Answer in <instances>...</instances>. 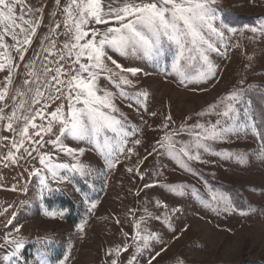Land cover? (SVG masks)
Listing matches in <instances>:
<instances>
[{
    "label": "snow or ice",
    "instance_id": "6c2138e0",
    "mask_svg": "<svg viewBox=\"0 0 264 264\" xmlns=\"http://www.w3.org/2000/svg\"><path fill=\"white\" fill-rule=\"evenodd\" d=\"M54 3L63 17L62 23L55 20L56 13L53 12L51 21L43 24L42 7L25 8L24 0H0V72L6 73L5 87L0 89V125L12 133L11 137L2 138L10 143L0 145L8 149L0 155V165L12 167L22 160L36 161L39 167L31 164L26 170L30 177L38 180L41 199L45 192L58 191L61 184H71L77 175L84 179L94 175L92 167L80 159L83 150L72 147L69 141L93 144L109 172L117 166L121 156L128 158L129 153L137 154L134 148L127 147L129 142L141 144L140 139L130 141L136 136L137 128L131 126V131L127 130L130 127L127 117L116 101L128 100V106L133 107L135 97L136 106L143 105L146 111L149 94L137 90V81L133 79L143 70L125 67L113 54L157 64L170 56V71L167 65L163 70L174 75L179 85L187 87L216 79L218 65L210 54L219 53L227 58L229 45L225 44L221 51L218 42L230 39L226 37L227 33L235 35L237 32L218 17V0H65L63 6L60 0H54ZM42 24L47 33H42L40 40L37 30ZM257 24L248 29L253 34L251 38L257 35L264 38V20H258ZM61 36L63 40H60ZM34 38L37 39L36 47H33ZM239 46L236 43L235 47ZM29 49L32 55L24 63ZM22 64L25 78L20 88L13 90L17 102L12 104L9 86L14 82L13 77L19 75ZM6 107L12 108L8 114L4 111ZM197 117L195 123L184 122L171 130L175 121L170 114L164 117L163 136L157 140L158 147L153 151L162 149L160 154L195 175L191 164L209 163L204 158L206 155L244 163L248 154L220 152L215 145L252 134L261 145L259 154L264 157V130L258 126L256 109L252 99L245 98L243 88L237 87L226 93L205 111L197 113ZM259 120L264 123V108L260 110ZM182 135L188 139H177ZM61 155L70 160H62ZM128 171L133 172V168ZM136 174L143 179L138 170ZM152 186L144 185L145 188ZM19 190L24 191L23 188ZM167 190L173 195H183L186 189L177 185ZM192 195L203 207L217 213L235 211L228 195L216 193L211 188L208 198L201 197L195 189ZM157 206L168 207L167 204L160 205L159 201ZM96 207L97 204L92 202L89 211ZM44 214L51 219L62 218L64 211L45 209ZM148 215L161 219L151 213ZM144 219L141 217L135 222L132 245L123 244L106 250V256L113 257L106 264H121L119 257L130 246L134 252L127 264H140L138 256L153 246L152 242L162 244V238L155 232L141 227ZM86 223L83 221L78 231L84 232ZM19 233L20 227L14 226V231H9L0 243L3 250L0 264H28L22 253L26 242L18 238ZM71 247L58 264H68ZM159 255V251L155 252L146 264H153ZM36 264L51 262L44 253L37 256ZM178 264H184V261L181 259Z\"/></svg>",
    "mask_w": 264,
    "mask_h": 264
},
{
    "label": "rangeland",
    "instance_id": "374dc122",
    "mask_svg": "<svg viewBox=\"0 0 264 264\" xmlns=\"http://www.w3.org/2000/svg\"><path fill=\"white\" fill-rule=\"evenodd\" d=\"M60 3L63 6L65 0H60ZM23 6L42 7L43 24L51 21L53 12L56 13V21H63L54 0H24ZM217 7L218 17L237 32L235 35L227 33L226 37L230 39L218 42L221 51L225 44L229 45L227 58L219 53L210 54L213 62L218 65L215 80L185 87L177 83L174 75L166 74L163 70L167 65L170 71V56L157 64L128 60L113 54L125 67H139L143 70L133 79L137 81V90L149 94L147 110H144L143 105L136 106L135 97L132 99L133 107L128 106V100L116 101L120 111L127 117L130 126L127 130L131 131V126L137 128L136 136L131 137L130 141L140 139L141 144L137 146L129 142L127 147L134 148L137 154L129 153L128 158L121 156L120 162L109 172L93 144L69 141L72 147L83 150L80 159L90 165L94 172L88 179L77 175L71 184L59 185L58 191L64 192L80 210L76 225L68 223L65 212L62 218L58 216L55 219L44 214L45 209L59 210H49L46 207L45 194L48 192L41 199L38 180L30 177L26 170L31 164L39 167L36 161L22 160L18 166L12 167L0 165V213H4L0 215V243L17 226L20 227L18 238L26 242L22 253L28 264H36L37 256L44 253L51 264H58L68 254L70 245L73 247L70 249L68 264H106L113 258L106 256V250L123 244L132 245L135 222L144 217L141 227L155 232L163 242H152L153 246L145 250L142 256H138L140 264H146L151 255L158 251L160 255L153 260V264H178L181 259L184 264H243L249 261L264 264V157L259 154L261 145L257 137L249 134L233 138L227 143L216 144L215 148L220 152L246 153L248 159L239 163L206 155L204 158L209 163L191 164L195 175L182 169L166 155L160 154L162 149L159 152L153 151L154 147H158L157 140L163 136L161 124L164 117L169 114L175 121L170 126L171 130L184 122L195 123L197 113L205 111L210 104L234 88H243L245 98L248 90L264 96V38L257 35L253 39V34L248 31L250 27L258 26V20H264V0H218ZM227 11L243 16L248 21L241 26L230 25L224 20ZM43 24L37 30V38L40 40L43 39L41 34L47 33ZM63 39L61 36L60 40ZM36 43L37 39L34 38L33 47H36ZM236 43L240 46L235 47ZM31 55L32 51L29 49L24 63H27ZM24 71L22 64L19 75L13 77L14 82L9 86L12 104L17 102L13 98V90L20 88L25 78ZM5 75L6 73L0 72V89L5 87ZM11 110V107H6L5 114ZM152 112L157 115L152 116ZM117 116L119 118V114ZM4 136L11 137L12 133L0 125V145L10 143V140L3 141ZM177 139L187 140L188 137L182 135ZM7 151L6 147L0 146V155ZM61 159L70 160L63 155ZM128 168H133V172H129ZM137 170L143 174V179L136 174ZM145 184L153 186L145 188ZM177 185L185 186L183 195H173L167 190L170 186ZM226 187L235 189L242 200V205H237V201L234 202L226 194L232 199L235 211L217 213L203 207L192 195L195 189L199 190L201 197L208 198L209 188L216 193L225 194L221 189ZM13 188L17 190L13 191ZM21 188L24 191H20ZM157 201L168 207H158ZM92 202L97 207L89 211ZM172 209L179 211L173 212ZM149 213L161 219L150 218ZM117 220L120 223H116ZM83 221L87 223L84 232H80L78 226ZM161 248L164 250L161 251ZM2 252L0 249V253ZM133 252L131 246L127 252H122L119 257L121 264H127Z\"/></svg>",
    "mask_w": 264,
    "mask_h": 264
},
{
    "label": "trees",
    "instance_id": "16d2710c",
    "mask_svg": "<svg viewBox=\"0 0 264 264\" xmlns=\"http://www.w3.org/2000/svg\"><path fill=\"white\" fill-rule=\"evenodd\" d=\"M224 20L233 26H241L244 25L248 20L243 16L237 15L235 13L226 12L224 14ZM249 93L247 94V98H251L253 102V107L256 109L257 112V123L258 126L264 130V123H261L259 120V113L261 108H264V97L263 94L248 90ZM225 194H228L230 197L233 198L234 202L237 201V205H242V200L239 198V194L233 188H222ZM45 204L49 210H63L67 216L66 219L69 224L76 225L78 223V218L80 216V210L77 205L62 191H58L56 193H48L45 194ZM243 264H263L261 262L249 261Z\"/></svg>",
    "mask_w": 264,
    "mask_h": 264
}]
</instances>
